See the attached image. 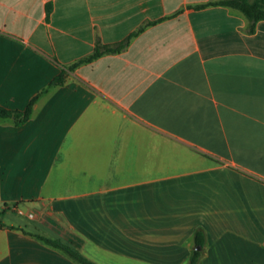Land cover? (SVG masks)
<instances>
[{
    "label": "crops",
    "instance_id": "0c3cea01",
    "mask_svg": "<svg viewBox=\"0 0 264 264\" xmlns=\"http://www.w3.org/2000/svg\"><path fill=\"white\" fill-rule=\"evenodd\" d=\"M208 1L0 0V104L39 94L0 121V264H82L43 237L100 264H264V19Z\"/></svg>",
    "mask_w": 264,
    "mask_h": 264
},
{
    "label": "trees",
    "instance_id": "16d2710c",
    "mask_svg": "<svg viewBox=\"0 0 264 264\" xmlns=\"http://www.w3.org/2000/svg\"><path fill=\"white\" fill-rule=\"evenodd\" d=\"M216 3L225 4L240 10L249 20V26H248L249 31H253L255 29L256 23L259 20L264 19V0H216V1H208L204 3H200L195 6L203 7L209 4H216ZM50 11H51V4H48L47 13L49 14ZM151 23H153V21L146 22L145 24L140 26L136 31L130 34L126 39L117 42L116 44H104L98 42L92 53L70 64L68 68L71 69L75 68L80 63L91 61L104 53L117 52L123 50L125 47L128 46L134 35L142 31L147 25ZM67 72H68L67 69L62 68L61 71L50 81L49 85L52 86V85L62 84L66 79ZM47 89L48 88H44L43 91H46ZM38 96L39 94L34 96L30 100L26 108L24 109H13L0 104V121L7 118L14 119V121L18 124L26 121L32 113L34 103L36 102ZM2 225H4V223L2 221V212L0 211V226ZM43 239H45L48 243L54 246L64 249L71 256H73L78 261H80L82 264H100L90 259L89 257L84 255L83 253H81L80 251H78L73 246L63 241L62 239L49 238V237H43ZM196 240L200 244L204 242V233L202 231H197ZM200 255L201 252L199 250H195L191 256L189 264H197Z\"/></svg>",
    "mask_w": 264,
    "mask_h": 264
},
{
    "label": "built area",
    "instance_id": "2783aa9c",
    "mask_svg": "<svg viewBox=\"0 0 264 264\" xmlns=\"http://www.w3.org/2000/svg\"><path fill=\"white\" fill-rule=\"evenodd\" d=\"M29 215L30 216H35L36 215V212L33 209H30Z\"/></svg>",
    "mask_w": 264,
    "mask_h": 264
},
{
    "label": "water",
    "instance_id": "95a60500",
    "mask_svg": "<svg viewBox=\"0 0 264 264\" xmlns=\"http://www.w3.org/2000/svg\"><path fill=\"white\" fill-rule=\"evenodd\" d=\"M197 248H198V249H200V248H201V246H198Z\"/></svg>",
    "mask_w": 264,
    "mask_h": 264
}]
</instances>
